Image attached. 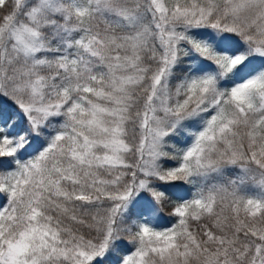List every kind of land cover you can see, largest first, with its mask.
I'll return each instance as SVG.
<instances>
[{"label":"snow or ice","instance_id":"snow-or-ice-1","mask_svg":"<svg viewBox=\"0 0 264 264\" xmlns=\"http://www.w3.org/2000/svg\"><path fill=\"white\" fill-rule=\"evenodd\" d=\"M0 264H264V0H0Z\"/></svg>","mask_w":264,"mask_h":264},{"label":"trees","instance_id":"trees-1","mask_svg":"<svg viewBox=\"0 0 264 264\" xmlns=\"http://www.w3.org/2000/svg\"><path fill=\"white\" fill-rule=\"evenodd\" d=\"M174 163V162H173ZM184 187H186V186H184ZM174 199H175V197H174ZM173 221V218H170L169 216H168V210H165L164 212H163V214H162V217H161V219H160V224H161V226H166L168 223H171ZM129 247H131V245H129Z\"/></svg>","mask_w":264,"mask_h":264}]
</instances>
